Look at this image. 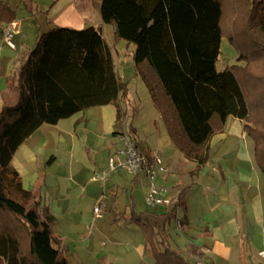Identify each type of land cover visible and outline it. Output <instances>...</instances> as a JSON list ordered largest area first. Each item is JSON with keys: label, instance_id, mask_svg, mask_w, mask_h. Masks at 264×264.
<instances>
[{"label": "trees", "instance_id": "trees-1", "mask_svg": "<svg viewBox=\"0 0 264 264\" xmlns=\"http://www.w3.org/2000/svg\"><path fill=\"white\" fill-rule=\"evenodd\" d=\"M100 17L112 25L116 38L134 44L135 71L177 150L203 164L209 139L231 116L243 122L264 174V37L238 35L234 29L227 34L224 28L241 23L254 32L264 30V0H101ZM14 18L15 10L0 0V22L5 25ZM223 35L239 50L238 59L248 58L241 51L245 42L259 50L247 69L217 68ZM127 94V81L116 73L109 46L92 26L50 27L20 56L0 90V211L11 223L0 228V259L5 264H71L56 241L54 217L42 203L40 189L24 191L10 174L9 163L19 145L43 123L56 124L76 112L125 101ZM127 133L135 147L152 154L132 128ZM175 190L177 203L141 212L131 204L129 213L120 212L114 219L139 226L154 264H194L193 249L186 248L185 256L170 243L171 223L188 225L189 187ZM20 231L26 232V246ZM241 258L247 264L242 252ZM95 264L112 263L99 259Z\"/></svg>", "mask_w": 264, "mask_h": 264}, {"label": "rangeland", "instance_id": "rangeland-1", "mask_svg": "<svg viewBox=\"0 0 264 264\" xmlns=\"http://www.w3.org/2000/svg\"><path fill=\"white\" fill-rule=\"evenodd\" d=\"M6 1L15 10L16 18L21 19L22 33L13 37L17 47L15 53L20 51L22 41L29 49L34 47L36 37L55 25L54 17H58L61 26L74 29L99 26L102 22L101 0ZM71 6L79 13L78 18L83 19L81 28L73 27V16L65 14L67 8L73 12ZM72 14L76 15L74 12ZM101 24L114 69L127 81L128 99L76 112L56 124H41L15 151L13 164H20L23 168L21 182L24 188L30 191L40 189L42 203L54 217L56 241L66 250L71 264H95L99 259L112 264H154L150 246L145 243L139 226L126 223L121 217L114 220L120 212L129 213L131 204L136 212L146 209L143 199L146 180L133 183L132 176L120 170L109 175L102 196V183L92 180V177L106 172L110 144L113 143V136L120 132H127L130 128L137 130L143 139L141 142L152 149L159 144L165 145L170 138L145 84L135 72L132 61L134 44L116 38L112 25ZM224 28L227 34L234 29L238 35L247 32L259 39L264 37V30L257 29L254 32V29L241 23L233 27L227 24ZM241 51L247 55V60L238 59L239 50L223 35L217 68L234 65L247 69L248 61L259 55L253 42H245ZM261 97L260 107L264 115V91ZM224 127V137L220 136L212 143L211 149L215 154L199 173V178L194 179L187 200L191 228H179L177 222L173 221L169 227L170 243L180 246L185 256L188 248H182L185 243L211 246L213 239L203 234V225L207 224L219 240L211 253L217 256L218 263L242 264L243 251V260L248 264H264V258L258 255V251L264 249V174L256 162L252 138L245 132L243 134V122L230 116ZM113 130L116 131L115 135ZM143 143L141 145L144 147ZM171 146L175 149L174 145ZM223 152L228 155L219 159ZM51 157L53 159L50 161ZM236 161H239L238 172L233 170ZM218 163L224 174L222 185L233 187L236 181L240 189L238 196L235 193L234 200L229 199L232 201L230 203H226L227 200L221 202L217 194L219 191L224 193L227 187L224 186L225 190L223 186L219 191L216 189L219 181V171L216 169H219ZM167 166L169 173L182 181L187 169L178 167L174 170ZM188 173L191 180L194 169ZM181 184L175 187H183L187 183ZM254 195L258 198L256 204L252 200ZM102 197L105 206L103 217L95 219L92 205ZM260 212L262 217L258 221L256 215ZM181 215L182 212H179ZM7 222L11 224L10 219L0 211V228ZM20 240L23 246L27 245L26 232L20 231ZM191 249V258L196 256L206 261L200 248ZM0 264H5L2 259Z\"/></svg>", "mask_w": 264, "mask_h": 264}, {"label": "crops", "instance_id": "crops-1", "mask_svg": "<svg viewBox=\"0 0 264 264\" xmlns=\"http://www.w3.org/2000/svg\"><path fill=\"white\" fill-rule=\"evenodd\" d=\"M2 1L7 2L6 0H2ZM71 7H72V11L76 15L72 14L73 12H71V9H69V8H67L65 14L67 16H70V17L73 16V22H74V24L72 25L73 27H75V28H81L80 26H82L83 19L78 18L79 17L78 16L79 13L75 10V8H73V6H71ZM57 18L58 17H54V22H55V25L54 26L63 27V26H61L58 23ZM101 23H100V25H102ZM100 25L99 26L98 25H93L92 27H94L95 29H99L100 32H101V34H102V36H103V31H102V28L100 27ZM3 27H4V23H1L0 22V90H2V89L5 88V86H6V77L11 72V70L14 68L13 66L17 64V61L20 59V56L30 48L28 45H26L22 41L21 44H20V51L17 52V53H15L16 52L15 50L17 48L16 45H15V48L12 49V48L8 47L2 41L1 34H2ZM112 29H113V27H112ZM21 33H22V31L19 34H16V35H20ZM104 40H105V38H104ZM105 42H106V40H105ZM134 51H135V46H134ZM134 51L132 53L133 65H134V60H133ZM240 122L242 123L241 120H240ZM224 128H223L222 131H220V132L212 135L211 138L209 139V142H208V145H207V149H206L207 159H206V161L203 164H197V162L195 160L186 158L180 151L177 152L176 151L177 150L176 148H175L176 150L174 148H172L171 145H173V144H172V142L170 140H167V143H165V145L164 144L162 145L163 147L162 146H159V145H161V144H159V145L155 146V149H152L149 145H145L143 142H141L143 139L141 137H139V135L137 133V130L134 129V131L137 134L138 139L141 142V144L143 143L145 145L144 148H146L147 150H149L152 154L158 155L163 160V162L165 163L166 166L169 165L174 170H177L178 167L183 168V170L185 168L187 169L186 171H184V172H186L185 176L182 177V178L180 177L182 179V181H180V180H177V179L174 178V174L173 173H169V167L167 166V170H168L167 171V174L164 175L163 179L160 180L161 183H163V184H165L167 186H171L174 189L176 188L175 186L177 184H181L182 182L187 183V184H185L183 186V187H186V186L189 187V191L187 192L186 199H185L186 200V205H187V221H188V225L184 227L186 230L190 229L191 228V225H192L191 219H190V217L188 215L189 208H188L187 200L190 197L189 196L190 193L192 192V186H193L194 179L199 178V173L204 169V167L207 164V162H210L212 155L215 154L214 152H212V149H211L212 143L215 140H217L220 136H223L224 137V135H225L224 134ZM112 132H114L113 135H115L116 131L113 130ZM243 134H244V131H243ZM115 137L116 136H113L114 140H113L112 145L110 144V148H109L107 157L109 156V154L113 151V149L115 147ZM25 140L19 145V147L24 144ZM164 149H165V151H164ZM14 155H15V152H14V154H13V156L11 158V161L9 163V171H10V174H11V176H12V178L14 180H17L19 182V184L21 185L22 189L24 191H27L28 192L30 190L24 188L23 185H22V182H21V175L24 172L23 171V168H21L20 164L19 165L15 164V163L13 164ZM227 155H228L227 152H223V153H221L219 155V157H220L219 159H222V158L226 157ZM232 158L234 160L235 157L233 156ZM227 159L229 160L230 158H227ZM237 159L240 161L239 157H236V160ZM239 161H236V165L233 167V170H235L236 172H238L237 165H238ZM218 164H219V169H218V167H216V169H217V171H219L218 172L219 173V181H218V184H217V188L216 189H218V191H219L220 190V187L223 186L222 184H223V181H224V178H223L224 177V174H223V172L221 170L220 163H218ZM106 166H107V161H106ZM193 169H194L193 178L190 180L189 179V173H188V171L189 170H193ZM114 173H116V172H114ZM208 175H210V174H208ZM135 183H136V181H135ZM234 183H236V184L233 187L224 184V186H227L226 187V191L224 193H220L221 191L217 192L218 197H219V200H221V202H224V201L227 200L226 203H230V202H232L230 200H234L235 199L234 196L236 194L238 196V193H240V189H238V187H237L238 186L237 185V182L234 181ZM224 186H223V190H225ZM102 196H104V195H102ZM102 199H103V197H102ZM252 200H253L254 204H256V200H258V198L254 195L253 198H252ZM103 201H104V199H103ZM95 202L96 201L93 202V205H94ZM93 205H92V207H93ZM256 210H257V207H256ZM256 217H257V220L260 221L261 220V217H262L261 216V212H260V214H257ZM212 232H213V230H211L207 224H204L203 225V234L205 236L211 237L213 239V241L211 243V246L206 245L205 243H202L201 245H194V244H190V243H185L182 246V248H184V247L197 248L198 247V248H200L201 251H203V257L206 258V261H204V262H206V264H220V263H218L217 256H214V255L211 254L212 253V248H214V246L217 247V245L219 244V240L217 239L218 237L216 235H215L216 236L215 237L214 236V233H212ZM261 250H264V249H261ZM218 253L221 254L220 251ZM243 253L244 252L242 251V254ZM222 256L224 257V255H222ZM241 263H242V260H241ZM246 263L248 264V262H246Z\"/></svg>", "mask_w": 264, "mask_h": 264}, {"label": "built area", "instance_id": "built-area-1", "mask_svg": "<svg viewBox=\"0 0 264 264\" xmlns=\"http://www.w3.org/2000/svg\"><path fill=\"white\" fill-rule=\"evenodd\" d=\"M21 32V19L14 18L4 25L2 29V41L10 48H15L13 37ZM117 170H124L130 175L146 180L144 186V205L146 208H166L178 202L177 192L171 186L160 182L167 174V167L163 160L156 154L147 156L142 150L135 147L130 135L120 132L115 138V147L107 157V170L102 175H95L92 180H100L104 184L108 176ZM105 210L102 198L97 200L92 207V215L95 219L103 217ZM177 226H178V221ZM258 254L264 258V250ZM194 264H206L196 256L191 258Z\"/></svg>", "mask_w": 264, "mask_h": 264}]
</instances>
